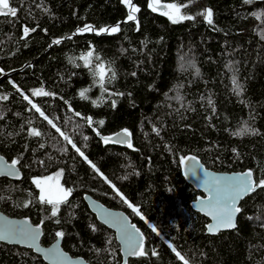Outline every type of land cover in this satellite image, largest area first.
Segmentation results:
<instances>
[{
	"label": "trees",
	"instance_id": "trees-1",
	"mask_svg": "<svg viewBox=\"0 0 264 264\" xmlns=\"http://www.w3.org/2000/svg\"><path fill=\"white\" fill-rule=\"evenodd\" d=\"M152 2L132 0L140 11L128 20L122 0H9L17 15H0V154L18 161L23 179H0V212L41 225L44 246L62 231L71 256L122 264L115 234L84 200L90 195L144 233V254L129 264H184L176 252L188 264H264V189L241 204L236 230L210 236L208 219L191 207L202 194L185 181L181 163L194 155L215 172L250 169L264 179V0H157L187 5L181 14L195 17L175 24ZM209 8L212 24L199 14ZM86 25L120 30L97 35L81 31ZM25 27L35 31L25 37ZM99 64L103 88L93 75ZM41 88L49 95L32 103L102 175L24 99ZM85 89L87 99L79 94ZM245 127L257 134H236ZM125 129L131 148L97 135ZM58 174L71 195L53 217L33 181ZM0 264L46 263L0 243Z\"/></svg>",
	"mask_w": 264,
	"mask_h": 264
},
{
	"label": "snow or ice",
	"instance_id": "snow-or-ice-1",
	"mask_svg": "<svg viewBox=\"0 0 264 264\" xmlns=\"http://www.w3.org/2000/svg\"><path fill=\"white\" fill-rule=\"evenodd\" d=\"M122 3H124L128 9V20H136V13L140 11V9L133 5L132 0H122ZM244 3H251V0H244ZM149 7L152 8L153 11H157V0H153L152 3H149ZM165 9L168 11H165L162 14H165L168 16L169 20L172 23H179L183 20H192L195 17L187 14H181V7H187V5H177V4H167L163 5ZM204 17L206 22L208 24L213 23V12L212 10L205 9L203 12L199 13ZM0 15L2 16H12L15 17L17 15V10L14 7H10L9 0H0ZM259 19V17H257ZM120 30L119 25H116L111 28H103L99 31H96L92 28L91 25H86L84 29L81 31H96L97 35H100L101 33H108L109 35L114 34ZM30 31H35V29H29L25 27L23 29L24 36L27 37ZM54 43L59 44L60 40H55ZM93 53L90 51L87 53V56L81 57L84 60L85 66H88L91 63V60L89 59L92 57ZM97 60H99V57H97ZM109 71H112L111 68H109ZM94 76L99 77V84L100 87H104V81L106 72L104 69L103 64L97 65L96 71L93 72ZM115 72H112V76L109 78V81L111 79L115 78ZM234 84H236L235 80L233 81ZM15 87V85H14ZM237 94H239L240 85L236 84ZM17 91H20L19 88H17ZM87 89L81 91L79 94L82 98L87 99L85 93ZM23 95V93H21ZM34 96H47L49 95L48 92H45L43 89L36 90L32 93ZM3 99H7V97H2ZM25 100H28V103L32 105V108L35 109L36 112L40 113L42 117H44L45 120L48 121L50 125H52L53 128H55L56 132L59 133L65 141H67L69 144L72 145V147L76 150L77 153L81 157H83L90 166L93 168L94 171H96L98 174L102 175L100 173V170L96 167L95 164H93L88 158L84 155V153L72 142V140L61 131L59 127H57L52 120H49L47 116L41 111L39 107H37L36 104H33L32 101L28 98V96H24ZM95 103V102H94ZM115 106V101H113V107ZM77 115H79L77 113ZM87 122L89 125L93 123L92 118L88 117ZM100 125H103L104 121L98 122ZM251 131V134L255 135L257 134L254 130H249L247 127L241 130L240 133H236L237 135H240L242 133H249ZM30 135L39 137L41 133L35 129H33L30 132ZM99 135V133H97ZM124 136H130V133L125 129L123 131ZM87 139V137H85ZM110 140L108 138H104V143H109ZM111 142L114 143H125L126 141L123 140H116L115 138H112ZM128 146L131 147V143L127 142ZM193 161V164L191 166V175L196 176L197 171L199 170L202 172V169L197 168V163L195 161V158H190ZM18 161H12L11 167L8 169L9 175H17L15 172H13V169H15L16 164ZM181 163H187V161L182 160ZM204 176L208 175L207 173H203ZM18 178V176H17ZM125 179L127 177H124ZM51 179L50 177L45 180H34L33 182L37 185V187L40 189V201L41 203H47L52 206L51 215L55 217L59 210V205L61 203H65L67 201V197L71 195V189H64L62 187L58 186V191L60 193L59 198L52 199L51 197H48L45 195V187L44 185L47 184L48 180ZM106 182L107 178L105 177ZM205 183L207 184L208 181L205 180ZM216 184L217 187L215 189L214 195H212L209 199V201L206 204V207H208L210 210L206 213L207 215L212 217L213 223L208 225V232L215 234L217 230L219 229H226V228H235L236 225V216L238 213L241 212V208L237 206L238 202L247 194H250L254 191H256L258 188L264 189V179H261L259 181H256L253 179V173L251 171H247L240 175H234L231 177H223V178H216ZM114 187V186H113ZM117 195H119V192H117ZM121 199L123 200L124 197L121 196ZM127 203V201H124ZM130 208H133V211L137 213V215L140 214L139 210L134 208L132 204L128 205ZM143 218V217H141ZM110 222L119 229L121 233V238L124 241L128 254L129 255H136L139 253L140 255H143V236L139 234L138 230L133 231L135 229V226L133 225L130 229L129 226L121 220L119 217L110 216ZM59 223V221H57ZM95 230V229H93ZM156 229L153 228V231ZM39 235V229L38 228H31L28 224V221H24L23 225L12 228V229H6L3 232H0V240H8L10 238H19L21 240H26L30 244H35L36 239ZM65 236V233L62 231H58L56 233V237L58 239H63ZM171 247V245H169ZM173 251H176L175 248H173ZM155 254V253H153ZM44 255L53 262V264H56V262L64 260H67V257L60 252L59 248L57 246H53L51 249H48L44 252ZM176 255L184 261V264H188V261L185 260L183 256L179 252H176Z\"/></svg>",
	"mask_w": 264,
	"mask_h": 264
},
{
	"label": "water",
	"instance_id": "water-1",
	"mask_svg": "<svg viewBox=\"0 0 264 264\" xmlns=\"http://www.w3.org/2000/svg\"><path fill=\"white\" fill-rule=\"evenodd\" d=\"M158 9L160 11H166V9L162 6L159 7ZM19 71L20 70L14 71L12 73H8L6 76L9 77L12 74L17 73ZM98 137L103 143H104V138H108L110 140V142L107 143L106 145L125 146L128 148L132 147V146L129 147L128 143H127V142H130L132 145L131 136H127V137L124 136L123 131H119V132L114 133L112 135H105V136L104 135H98ZM112 138H115L116 140H123L126 142L125 143H114V142H111ZM192 157H194L195 161L198 162L196 165L197 168L202 169V172H200L199 170L197 171L196 176L191 175V166L193 164V161L190 158H192ZM184 161H187V163L182 164V173H183L185 181L189 185H191L196 191H198L202 194L201 196H199L197 198L196 201H194L191 204V207L195 212L201 214L206 219H208V221H209L208 225L212 224L213 220H212L211 216L206 214L210 210L208 207H206V204L209 201L210 197L212 195H214L215 189L217 187L216 178L231 177L234 175L243 174L247 171H251L253 173V179L256 180L254 172L250 169L243 171V172H233V173L215 172L213 170L208 169L202 163V161L194 155L187 156L184 159ZM11 164L12 163L7 161V159L0 154V179L5 178V179L12 180V181H21L23 179V174L17 165H16L15 169H13V172H15L17 175L7 174L8 169L11 167ZM203 173H207L208 175L204 176ZM17 176H18V178H17ZM205 180L208 181L207 184L205 183ZM257 190L250 193V194L245 195L238 202L237 206L240 207L241 204L249 196H252L253 194H255L257 192ZM84 200H85L88 208L90 209V211L96 216L97 220L115 234L117 243L120 246V252H121L122 259H123L122 264H129L130 260L136 259L137 257H139L140 256L139 253H137L136 255H129L128 254L127 247L121 238V233H120L119 229L117 227H115L110 222V216H115V217H119L121 220H123L129 226L130 229L134 225L135 229H133V231L138 230L139 234L143 236V247H144L145 235L137 227V225L132 222L131 218L124 211L109 208L106 205H104L103 203H101V202L97 201L96 199H94L93 197H91L90 195H84ZM239 215H240V213H238L236 216V225L238 222ZM24 221H28V224L31 228H34V229L38 228L39 229V235L36 239L35 244H30L28 241L21 240L19 238H10L8 240H0V243L6 244L9 246H17L20 248L32 250L36 255L41 257L46 264H53V262L50 261L44 255V252L48 249H51L53 246H57L59 248L60 252L63 253L67 257V260L66 261H64V260L58 261V262H56V264H89L82 257H73L68 252H66L63 248V240L62 239H57L50 246H44L42 244V239L44 236L43 227L41 225L33 224L31 222V220L28 218H14V217L7 216L6 214L0 212V232L5 231L6 229L17 228V227L23 225ZM208 225L206 227V233L210 236H217L220 233H224V232H232V231L236 230V228H237V226H236L235 228L219 229V230H217V232L215 234H212V233L208 232ZM142 251H143V248H142Z\"/></svg>",
	"mask_w": 264,
	"mask_h": 264
},
{
	"label": "rangeland",
	"instance_id": "rangeland-1",
	"mask_svg": "<svg viewBox=\"0 0 264 264\" xmlns=\"http://www.w3.org/2000/svg\"><path fill=\"white\" fill-rule=\"evenodd\" d=\"M157 7H160V6H157ZM166 11L168 10L166 9ZM60 180H61L60 174L55 175L54 177L48 180L47 184L44 185L46 196L51 197L52 199L59 198L60 193L58 191V186L64 188Z\"/></svg>",
	"mask_w": 264,
	"mask_h": 264
},
{
	"label": "flooded vegetation",
	"instance_id": "flooded-vegetation-1",
	"mask_svg": "<svg viewBox=\"0 0 264 264\" xmlns=\"http://www.w3.org/2000/svg\"><path fill=\"white\" fill-rule=\"evenodd\" d=\"M41 89H43L44 90V88H41ZM36 90H39V89H34V90H32L31 92H30V96H28V98L33 102V100L34 99H41V98H44V97H46V96H43V95H41V96H34L32 93L34 92V91H36ZM45 91V90H44ZM11 163V162H10Z\"/></svg>",
	"mask_w": 264,
	"mask_h": 264
}]
</instances>
